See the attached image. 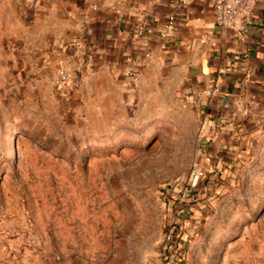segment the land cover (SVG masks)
Wrapping results in <instances>:
<instances>
[{"label": "rangeland", "instance_id": "374dc122", "mask_svg": "<svg viewBox=\"0 0 264 264\" xmlns=\"http://www.w3.org/2000/svg\"><path fill=\"white\" fill-rule=\"evenodd\" d=\"M54 79L0 88V264H264V130L178 214L175 184L208 168L198 113L62 97Z\"/></svg>", "mask_w": 264, "mask_h": 264}, {"label": "crops", "instance_id": "0c3cea01", "mask_svg": "<svg viewBox=\"0 0 264 264\" xmlns=\"http://www.w3.org/2000/svg\"><path fill=\"white\" fill-rule=\"evenodd\" d=\"M215 3L0 0V88L38 96L41 87L53 89L55 63L63 61L74 73L66 97L131 104L177 96L202 121L208 173L234 165L264 130V0L254 1L243 31L217 27ZM171 15L176 27L162 38ZM139 27L156 34L139 36Z\"/></svg>", "mask_w": 264, "mask_h": 264}, {"label": "built area", "instance_id": "2783aa9c", "mask_svg": "<svg viewBox=\"0 0 264 264\" xmlns=\"http://www.w3.org/2000/svg\"><path fill=\"white\" fill-rule=\"evenodd\" d=\"M255 0H216L214 6V20L215 24L219 28H229L235 31H243L246 27L252 23L251 11ZM176 16L171 15L161 32H159L162 38H167L176 27ZM158 33V32H157ZM137 34L139 36H153L156 34L153 29H147L139 27ZM85 39H81L83 43ZM78 41H74V44ZM56 74L54 79V85L57 92L66 97L72 84L74 73L72 69L63 61H56ZM135 81L140 79V73L130 71L128 74ZM214 92H218V88L214 89ZM208 171L203 168H195L191 171L186 181L178 182L175 184L176 195L172 197V202L177 205V213L184 214L188 211V205L193 201L194 197L198 194L201 186V181L207 179ZM173 186H170V189ZM167 250L171 249L174 244L175 229L167 230ZM176 245V244H175Z\"/></svg>", "mask_w": 264, "mask_h": 264}]
</instances>
